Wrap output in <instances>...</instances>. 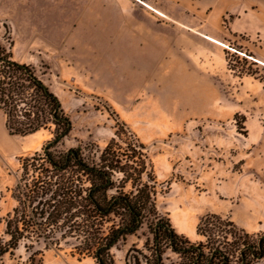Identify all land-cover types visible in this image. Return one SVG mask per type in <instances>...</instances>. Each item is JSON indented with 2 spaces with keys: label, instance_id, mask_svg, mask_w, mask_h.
<instances>
[{
  "label": "rangeland",
  "instance_id": "1",
  "mask_svg": "<svg viewBox=\"0 0 264 264\" xmlns=\"http://www.w3.org/2000/svg\"><path fill=\"white\" fill-rule=\"evenodd\" d=\"M119 11L125 10L117 0H0V43L13 59L33 65L58 96L72 124L58 150L80 147L85 157L97 154L115 137L117 116L146 145L159 213L178 233L202 240L196 234L202 215L228 216L230 202L216 193L220 184L239 182L245 192L264 187V64L259 62L264 49L238 38L228 42L233 49L220 53L215 73L187 67L177 75L151 64L144 44L125 54L113 32L104 34V44L87 41L84 36L93 33L84 23L112 28ZM51 136L41 130L11 137L21 153L0 159L1 221L16 204L11 190L18 159L40 151ZM13 140L9 151L16 147ZM146 237L152 238L144 224L120 241L111 249L114 263L124 264L132 245L149 254L143 248ZM35 249L42 251L40 264H96L91 257L72 255L69 246ZM29 254L20 248L3 264H31ZM163 261L178 264L179 257L167 249ZM253 264H264V258Z\"/></svg>",
  "mask_w": 264,
  "mask_h": 264
},
{
  "label": "trees",
  "instance_id": "2",
  "mask_svg": "<svg viewBox=\"0 0 264 264\" xmlns=\"http://www.w3.org/2000/svg\"><path fill=\"white\" fill-rule=\"evenodd\" d=\"M0 109L9 135L52 134L40 151L18 159L11 190L16 204L0 220V264L20 248L30 253L31 264H40L39 244L69 246L79 258L115 264L111 249L144 224L152 237L143 243L149 254L132 245L124 264H164L167 249L178 255V264H253L264 258V232L251 234L217 213L199 218L196 234L202 240L178 233L157 209L156 176L146 145L111 108L116 138L97 154L85 157L80 147L58 150L72 129L58 96L33 65L13 59L1 43Z\"/></svg>",
  "mask_w": 264,
  "mask_h": 264
},
{
  "label": "crops",
  "instance_id": "3",
  "mask_svg": "<svg viewBox=\"0 0 264 264\" xmlns=\"http://www.w3.org/2000/svg\"><path fill=\"white\" fill-rule=\"evenodd\" d=\"M117 1L125 11H119L121 18L115 20L112 28L105 27V23L101 26L99 21V26L90 22L82 25L93 33L84 36L87 41L104 44V34L113 32L125 54L136 43L144 44L149 58L155 61L151 64L157 68L167 66L177 75H184L187 67L193 73L203 69L215 73L220 53L233 49L228 42L238 38L264 49V0ZM15 136L7 133L0 109L1 160L21 153L19 142L11 138ZM11 139L16 147L9 151L7 144ZM241 185L227 181L217 188V195L230 202L227 217L246 231L264 229V187L254 186L245 192Z\"/></svg>",
  "mask_w": 264,
  "mask_h": 264
},
{
  "label": "bare ground",
  "instance_id": "4",
  "mask_svg": "<svg viewBox=\"0 0 264 264\" xmlns=\"http://www.w3.org/2000/svg\"><path fill=\"white\" fill-rule=\"evenodd\" d=\"M226 46V45H225ZM261 64H264L262 61H260Z\"/></svg>",
  "mask_w": 264,
  "mask_h": 264
}]
</instances>
